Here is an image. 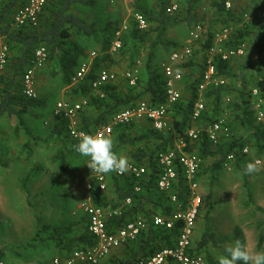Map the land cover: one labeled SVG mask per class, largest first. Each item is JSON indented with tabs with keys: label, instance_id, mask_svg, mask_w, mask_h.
<instances>
[{
	"label": "trees",
	"instance_id": "1",
	"mask_svg": "<svg viewBox=\"0 0 264 264\" xmlns=\"http://www.w3.org/2000/svg\"><path fill=\"white\" fill-rule=\"evenodd\" d=\"M25 1L4 0L0 5V38L9 45V49L13 48L16 53V56L13 54L16 58L15 63L10 68L8 64L5 74L0 78V116L5 114L16 115L19 119V126H23L25 122L23 115L28 108L42 103L36 98L27 97L22 91L23 74L29 66L34 64V52L38 46L45 45L47 47L49 51L48 62L52 64L55 70L61 71L63 81L66 85H69L72 75L78 68L80 58L86 55L80 39L91 36H94L97 43L100 44V49H97L99 54L95 58L94 66L87 74L85 81L79 83L78 87H74V92L76 91L89 97L87 108L81 114V128L89 131L92 127L100 126L108 122L109 118L117 110L125 106L134 105L141 99H149L153 105H160L167 101V79L162 68L154 65V47L157 44V40L149 45L150 51L144 61V66L140 65L139 76L135 84L131 85L120 74L116 81L101 85L103 90L102 96L95 95L90 92V79L95 78L96 70H100L103 66L113 67L114 63L117 62L110 48L114 32L123 19H110L104 21L101 25H97L95 21H87L82 15L83 13L79 12L81 11L79 9H83V6L93 5L95 0H48L43 8L37 27H17L12 21L13 13L15 8ZM168 1L157 0L158 6L154 10L146 6L142 0L133 1L136 7L135 11L143 13L146 17L148 27L141 29L133 17L129 19V29L123 35V44L118 51L131 57V61L124 68V71L132 69L137 60H140L137 47L141 48L142 45L148 44L154 30L162 33L173 23V25L180 24V22L191 24V21L195 18V9L202 0H183L181 2L182 7L180 6V9H177L173 13H169L166 10ZM225 1L214 0L212 2L215 8L214 15L216 20L210 21L205 27V40L202 48L204 56L200 64L198 65L197 63V66H200L198 76L194 81L190 83L186 82L189 90V100L184 102L181 96L179 100L172 103L168 108L167 114L172 118L174 131L172 129H156L148 121H131L114 128L112 134L113 150L121 154L119 152L121 148L130 146L129 155L127 156L126 154L125 156H127L128 160L145 165L147 172L141 178L140 183L142 187L140 191L135 190L136 182L133 177L117 175H112V178L108 182V194L101 193L96 188L91 190L96 204L114 207L120 206L122 209V213L119 216H113L109 219L110 230L120 228L128 221L137 218V216H142L149 220L151 214L167 215L176 211V205L172 202L169 194L160 190L157 186V180L161 171V165L158 160L159 153L174 147L176 132L183 133L189 127L203 126L218 119L221 113L219 111L221 98L225 93L232 90L237 92L235 101L230 106V112L233 114V119L242 125L243 130L248 133V136L241 135L237 137L232 130L231 136L222 139L219 144L214 146L203 132L200 139L195 144H189L185 150L190 152L195 151L201 156L203 161L207 158L217 159L206 169L201 168L197 178L199 179L200 175L207 171V169L213 172L214 177L217 176L219 169L226 167L224 163L230 152L234 151L236 153L234 161L240 160L246 155L241 154V149L246 144H249L260 152L263 151L264 125L256 121L255 111L252 108L250 98L251 88L255 84L248 91H246L244 85H240V87L235 86L236 89L229 88L228 85L220 87L209 86L204 91L203 98L206 103L208 101L215 102L211 109L212 111L210 112L206 105L198 120L194 121L191 119L192 108L199 96L197 88L206 69L207 50L212 45L214 35L218 30L215 28L217 22L221 24L220 28L225 26L232 28L225 43L227 47L238 48L243 46L246 49L247 44L253 43L259 58L258 61H260L259 65H264V16H261L259 13V11L264 9V0H250L240 12L235 11L234 7L227 10ZM183 9L186 12L185 15H179V12L181 13ZM246 12L251 14L247 20L244 17ZM149 23H155L154 27L152 25L149 27ZM198 23L201 24V22H196L194 25ZM190 30H188L187 36ZM177 44L175 40L164 42V45L167 46L174 45L175 49L177 48ZM192 58L193 55L185 63L178 65V68L186 69L187 67L195 66ZM214 64L217 75L226 79L235 76L236 73L231 65V60L215 56ZM260 69L258 67V70ZM183 79H181L182 82ZM259 82L257 84L262 85L264 88V77H261ZM68 121L62 115L54 114L52 133L62 143L61 149L58 150V156L60 157L58 165L62 174L68 172L66 155L72 153L74 151L73 145L78 143V141L73 140L69 135ZM230 126L232 128V124ZM87 168L89 170V167ZM37 169L38 167L32 169L31 174L33 175ZM179 172L180 180L176 184L175 192L180 202H183L185 199L183 188L184 177L182 176V172ZM129 196L132 197V202L124 204L126 197ZM212 198V191H209L204 196L202 194L200 209L203 206L205 208V229L200 239L195 242V252H202V249L211 240L216 241V235L209 223L210 214L215 206ZM83 214L85 218H81L76 223L42 221L36 228L33 237L26 244H23L26 247H23L24 250H38L43 248L44 245H52L56 251L46 260L45 264H49L51 258L55 255L69 256L74 250L93 245L96 242V237L89 231L88 217L84 211ZM79 222H82V224L77 226ZM177 234V227L167 229L150 222L147 228L143 229L136 239L117 248L111 255L98 263L100 264L102 261L107 260L108 264H138L140 260L154 255L160 249L172 246ZM263 238L264 231L260 234L259 244L263 241ZM205 255L212 264L213 260L210 255L208 253H205ZM4 256V252L0 250V261H2ZM170 264L172 263L170 262Z\"/></svg>",
	"mask_w": 264,
	"mask_h": 264
},
{
	"label": "rangeland",
	"instance_id": "2",
	"mask_svg": "<svg viewBox=\"0 0 264 264\" xmlns=\"http://www.w3.org/2000/svg\"><path fill=\"white\" fill-rule=\"evenodd\" d=\"M133 1L99 0L94 5L83 6L79 12L83 13L87 21H95L97 25L115 18L129 20L136 8ZM142 1L151 8L156 0ZM212 1L207 0L197 6L194 12L195 18L191 24L176 22L177 24H170L162 33L154 30L149 43L142 45L141 48L137 47L140 65L144 66V61L150 51L149 45L153 41L157 40L154 47V65L162 68L163 61L175 49L174 45L167 46L164 42L175 40L178 43L176 49L182 48L188 39V30L196 22H201L205 31L209 22L215 19V8ZM231 2L234 10L238 12L242 11L247 3L245 0H231ZM172 4L178 5V10L180 6L182 7L179 0H169L167 7ZM239 5L241 7H238ZM184 11L183 9L181 13L179 12V15L184 16L186 13ZM149 25V27L151 25L154 27L155 23H149ZM220 27L221 24L217 22L215 28ZM80 43L86 52V55L80 58V63L90 51L100 49V44L94 36L81 38ZM192 46L194 51L192 60L195 66L186 69L177 67L182 77L184 76L183 82L180 81V91L184 102L189 100L186 82L190 83L197 78L200 69L197 63L199 65L204 56L203 43L196 42ZM9 50L10 68L16 61L14 57L16 53L13 48ZM114 56L117 62L114 63L113 68L121 73L129 65L131 57L119 52ZM230 60L236 74L227 79L229 88L236 89L244 85L248 91L254 84L260 83L261 77H264V65H259L260 61H258L253 43L246 45L244 54L234 56ZM258 67L262 70H258ZM79 85H66L61 71L55 70L48 62L38 70L36 80L38 95L36 99L42 103L28 108L23 115L25 119L23 126H19V119L16 115L0 116V250L5 254L2 259L4 264H45L46 260L56 251L52 245H44L41 249L29 251H25L26 247L23 245L33 237L39 224L42 221L70 224L85 218L82 204L88 194L86 181L90 176V170L85 164L87 157L81 156L76 151L66 155L68 172L62 174L58 165V159H60L58 150L61 149L62 143L52 133L53 108L56 101L61 98L82 100L87 97L74 92V87ZM236 93L232 90L222 96L219 117L227 118L237 137L241 135L247 137L248 133L233 119V114L230 112V106L235 101ZM214 103V101L206 103L210 112ZM86 108L87 106L85 110ZM172 122V118L168 116L166 129L174 131ZM129 149L130 146H124L119 152L128 156ZM216 159H205L201 168L206 169ZM257 159L261 160L260 171L253 175L243 174L245 164ZM36 167L38 169L32 175V169ZM199 183L203 196L212 191V199L215 202L209 223L216 235V241L211 240L202 249V253L210 255L213 260L212 264H218L217 257L224 254V247L236 239L246 241L249 248L254 251L264 250V238L259 244L260 234L264 231V149L260 152L250 146L249 153L240 160H235L230 168L219 169L217 176L214 177L213 172L207 169L200 175ZM204 211L203 206L198 213L194 242L200 239L205 229ZM81 224L82 222H79L77 226ZM108 263L106 260L100 264Z\"/></svg>",
	"mask_w": 264,
	"mask_h": 264
},
{
	"label": "built area",
	"instance_id": "3",
	"mask_svg": "<svg viewBox=\"0 0 264 264\" xmlns=\"http://www.w3.org/2000/svg\"><path fill=\"white\" fill-rule=\"evenodd\" d=\"M4 0H0V5ZM48 0H26L23 4L18 5L13 13V23L17 27L39 25L41 13ZM227 10L232 9L231 0L225 1ZM178 9V5L172 4L167 7L169 13H173ZM261 16H264V9L259 11ZM251 14L246 12L245 19H249ZM132 17L137 22L141 29L147 27V19L143 13L135 11ZM129 29V20L124 19L114 32V38L110 51L116 54L123 44V35ZM230 26H225L218 29L214 35V41L207 50L208 58L206 61V69L204 70L202 80L199 82L197 91L199 93L191 112V119L198 120L202 111L206 108V102L203 98L204 91L209 86L220 87L227 85L225 77L216 74V66L214 64L215 56H220L222 59L230 60L234 56L244 54L243 46L231 48L225 45L226 40L231 32ZM205 40L204 28L198 23L190 30L186 44L179 49L171 51L162 63V71L167 79L166 93L167 101L160 105H153L149 99H141L134 105L125 106L117 110L109 118V121L100 126L92 127L86 130L81 128V113L88 105L89 97L82 100H72L61 98L56 101L53 112L56 115H62L67 118L68 132L73 140L80 132L91 134H102L109 136L112 139L114 128L118 125L130 123L131 121L140 122L148 121L156 129H166L168 124V108L170 105L181 97L180 81L183 78L182 73L178 70V65L185 63L193 55V43H203ZM9 45L0 41V78L5 74L9 64ZM97 50L90 51L87 56L78 65V68L71 77L70 86L84 82L87 74L93 68L94 60L98 56ZM49 60V51L45 45H40L34 52V64L29 66L22 77V91L29 98H37L36 80L38 70L42 69ZM140 71V60H137L132 69H127L119 72L113 67L103 66L100 70L95 71V78L90 79V92L95 95H103L101 85L107 82H114L120 74L133 85L137 82ZM264 88L257 84L251 88L250 98L252 108L255 111V118L258 123L264 125ZM229 99V98H228ZM203 132L214 146L219 144L222 139L231 136L232 128L226 117H218V119L207 123L203 126H192L187 128L183 133L176 132L174 137V147L159 153L158 160L161 165V171L157 180V186L160 190L169 194L172 202L176 205V211L167 215L151 214L150 219L142 216L128 221L120 228L115 230L109 229V219L113 216H119L122 213L120 206H103L94 202L91 190L96 188L99 192L108 194V182L112 175L131 176L135 179V190H141V178L147 172V167L143 164L128 160L129 166L127 171L123 173L111 172L109 174H97L90 170V177L86 183L88 194L82 204V210L88 217L89 231L96 237V242L82 249L74 250L69 256L55 255L51 258L49 264H75V263H90L97 264L101 260L107 258L117 248L125 243L136 239L141 231L147 228L152 222L154 225L162 226L167 229L177 227L178 234L174 239L172 246L164 247L157 251L154 255L142 259L138 264H211L206 255L202 252H195V228L198 218L200 205L202 202V190L197 178L198 172L201 169L203 159L195 151L185 150L189 144H195ZM250 145L246 144L241 149V154L249 153ZM236 158L234 151L230 152L224 165L230 168L232 162ZM88 161V160H87ZM256 161L261 162L260 159ZM180 167V169H178ZM184 177L183 188L185 191V199L180 202L177 193L175 192L176 184L180 178V172ZM95 184V186H94ZM132 202V197H126L124 204ZM0 264H4L0 261Z\"/></svg>",
	"mask_w": 264,
	"mask_h": 264
},
{
	"label": "clouds",
	"instance_id": "4",
	"mask_svg": "<svg viewBox=\"0 0 264 264\" xmlns=\"http://www.w3.org/2000/svg\"><path fill=\"white\" fill-rule=\"evenodd\" d=\"M73 145L74 151L87 157V166L97 174L127 171L129 162L126 156L113 150V140L106 135L80 132ZM260 171L259 161H249L245 164L243 174L253 175ZM222 255L217 257L218 264H264V250L254 251L246 241L236 239L228 243Z\"/></svg>",
	"mask_w": 264,
	"mask_h": 264
},
{
	"label": "crops",
	"instance_id": "5",
	"mask_svg": "<svg viewBox=\"0 0 264 264\" xmlns=\"http://www.w3.org/2000/svg\"><path fill=\"white\" fill-rule=\"evenodd\" d=\"M96 1H99V0H95V3H96ZM135 1V0H134ZM179 1H183V0H179ZM205 1H207V0H202V1H200L198 4H202L203 2H205ZM214 1V0H213ZM212 1V2H213ZM216 1V0H215ZM245 2H247L244 6H243V8L250 2V0H245ZM94 3V4H95ZM93 4V5H94ZM147 6V5H146ZM156 6H158V4H157V0L156 1H154L153 2V5L151 6V8L154 10V8L156 7ZM235 6V5H234ZM237 7V6H236ZM238 7H241V5H239ZM75 11H79V10H75ZM12 20H13V18H12ZM14 24V23H13ZM9 61H10V58H9Z\"/></svg>",
	"mask_w": 264,
	"mask_h": 264
}]
</instances>
